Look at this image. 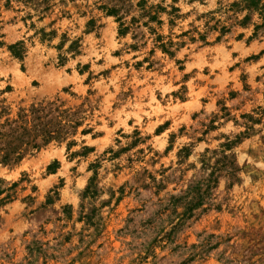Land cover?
I'll list each match as a JSON object with an SVG mask.
<instances>
[{
  "label": "rangeland",
  "instance_id": "rangeland-1",
  "mask_svg": "<svg viewBox=\"0 0 264 264\" xmlns=\"http://www.w3.org/2000/svg\"><path fill=\"white\" fill-rule=\"evenodd\" d=\"M0 264H264V0H0Z\"/></svg>",
  "mask_w": 264,
  "mask_h": 264
}]
</instances>
